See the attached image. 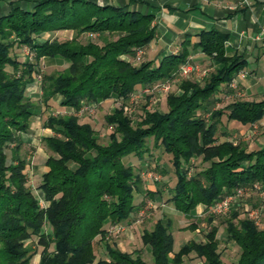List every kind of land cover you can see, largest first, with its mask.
<instances>
[{"label":"trees","instance_id":"1","mask_svg":"<svg viewBox=\"0 0 264 264\" xmlns=\"http://www.w3.org/2000/svg\"><path fill=\"white\" fill-rule=\"evenodd\" d=\"M22 2L16 0L0 15V264H30L36 253L40 254L37 264H182L191 253L200 264H264V227L240 217L234 206L224 213L227 239L240 250L232 262L222 260L215 225L204 240L189 239L174 252L171 220H157L141 234L152 262L106 240L105 224L129 222L142 205L136 204L137 195L154 196L142 186L139 172L124 161L130 154L144 159L151 153L150 142L171 157L176 182L170 188V200L185 215L193 213L197 204L207 207L238 186L254 182L264 186V143L248 150L246 142L221 140L218 134L222 116L242 125H252L264 116V100L238 98L216 106L223 90L236 92L230 84L243 65L237 57L225 56L226 35L201 31L193 44L220 63L219 70L210 71L202 81L183 79L181 92L166 96V111L143 105L140 119L134 122V112L126 107L137 105L124 102L115 107L104 116L112 131L106 143H101L93 127L80 122L76 112L107 99L125 101L138 85L143 88L170 78L187 61L189 39L182 42L177 55L164 57L154 67L152 61L135 60L136 49L155 37L151 14L97 0ZM57 30L75 35L43 39V34ZM81 34H93L96 40L89 36L81 42ZM16 45L28 46L33 60L21 62L12 56ZM42 58L67 63L61 71L41 74L43 102L59 97L60 106L72 110L49 114L43 121L50 132L43 141L52 153L45 159L46 170L38 182L46 206L40 205L31 189L28 162L21 152L22 135L30 130L34 115L26 87L40 75ZM221 132L228 137L227 130ZM195 158L208 166L189 174ZM45 223L50 226L48 233ZM98 236L107 257L95 261L93 241ZM32 237L37 238L39 252L27 243Z\"/></svg>","mask_w":264,"mask_h":264},{"label":"rangeland","instance_id":"2","mask_svg":"<svg viewBox=\"0 0 264 264\" xmlns=\"http://www.w3.org/2000/svg\"><path fill=\"white\" fill-rule=\"evenodd\" d=\"M74 35L75 32L73 31L66 32L63 30H57L51 33H45L42 35V37L64 40ZM89 36V34H81L79 35V40L81 42H85ZM90 37L93 40H96L95 36ZM27 48L28 46L26 45L20 47L16 45L11 49V54L21 62L29 59L33 60V52L26 53ZM126 57L128 58V56ZM136 63H139V61ZM196 64H198L201 69L208 71L211 69L212 62L208 58L203 62H196ZM66 66L67 63L63 60H60L59 58L55 60L42 58L38 63L40 75L44 73H51L54 71H61ZM195 76L197 77V71H194L191 75V77ZM138 86L141 87L142 85ZM137 91H139V89ZM223 91L224 92L219 94L220 101L217 103V107H222L234 99L248 98V96L244 92V89L240 86L237 87L236 92L231 94H226L225 90ZM26 94L28 93L26 92ZM29 94L28 96H30L29 98L34 103V106L36 108V112L34 111L32 121H39V124L37 128L33 129V131L30 130L31 136H34L35 139L34 144H25L24 147L22 146L21 152L28 164H30V167H34L29 168V170L26 171V174L29 184L31 185V189L35 194V187L32 186H36L37 184L36 179L38 178V176L36 175L40 174L46 157L52 153L43 141L45 131L38 130V135H35L36 133L34 134V130L42 127V122L43 120H45L47 115L65 114L72 112V110L60 106L59 97L51 98L46 103H44L42 100L41 92ZM164 97L165 95L157 98L155 94H148L141 95L138 97V99H135L131 96L125 101L122 99H107L105 101H102L98 105H85L79 111H77L76 114L79 116L80 122H87L93 127V129L97 133L99 142L106 143L108 135L112 131V127L107 125L105 122L104 116L106 114L110 113L115 107H121L122 105H124V102L125 104L128 103L129 105L134 104V106H137L135 107V109L133 106H130V108H132L130 111L134 112L132 120L135 122L138 118L140 119V116L142 114L140 108H142L143 105L148 109L152 108L153 106L159 110L166 111L167 106L166 101L163 99ZM138 109L139 113H137ZM38 117L40 119H37ZM222 123L224 128L222 127V129L219 130L218 134L222 136L221 130L226 128L231 136V139L234 141L241 140L246 142L248 145V150L256 149L258 146V142L264 139V125L249 127L250 133L248 134L249 136H247L245 134L248 131V128H243L239 123L233 121L228 122L225 116H222ZM149 147L151 148V153L146 154V157H144V159L141 160L136 155L130 154L125 157L124 161L126 163L132 164L136 173L139 172V174L141 175L142 186L144 188L151 187L155 189V191H152V194H154V196L147 195L145 193L137 195L135 202L137 204L142 203V205H138L135 211L132 213L131 223H122L124 225V228L121 231L110 233L108 232V229L114 224H105L107 230L106 240L122 251L128 253H140L144 260H146L147 262H152L148 247L145 246L141 241V232L144 229H152L157 220H171L174 252L178 251L189 239L204 240L205 233L209 231L212 225H215L217 227L216 236L219 242L218 250L221 254L222 260L227 263L235 261L239 256L240 250L233 241L227 239L225 233L224 220L227 216L226 214L228 213L220 215L212 214V217H210L211 213L207 212L206 207L201 203L197 204L194 212L189 215H185L182 212L175 210L170 200V188H172L176 182L174 168L170 160L171 157L169 154L165 153L162 148L154 149L151 142L149 144ZM206 166H208V162H202L200 158H195L192 160L189 174H193L194 172L201 170ZM155 176L157 177V179H154ZM240 200L241 205L235 207L237 208V210H239V216L248 217V213L250 211L254 212V219L257 225L260 228H263L264 197L261 196L258 190L254 188L252 190H249L248 188L244 191L243 196ZM39 202L42 206H46L47 204L42 199L39 200ZM209 219H211V223L208 222ZM192 225L195 226L194 229L192 228ZM44 230L46 233L50 231V226L48 223H45ZM36 241L37 238L32 237V239L27 240V243L30 242L32 244V248L37 249V251L39 252L41 248L35 244ZM52 248L53 246L51 245L50 250H52ZM93 248L96 256L95 261L100 258L107 257L104 242L99 239V236L94 239ZM38 256L40 258V254L36 253L32 258L30 264H36L35 262ZM200 263V259L194 253H191L188 256L184 257L182 264Z\"/></svg>","mask_w":264,"mask_h":264},{"label":"crops","instance_id":"3","mask_svg":"<svg viewBox=\"0 0 264 264\" xmlns=\"http://www.w3.org/2000/svg\"><path fill=\"white\" fill-rule=\"evenodd\" d=\"M15 1L16 0H0V15L7 13ZM97 1L100 4L129 6L130 8L154 16L153 24L155 26V37L144 46V53L142 57L143 60L146 59L147 61H152V65L154 67L157 66V64L164 57L177 55L183 46L182 42L186 39H189V42L186 44L188 53L186 62H190L196 66L194 71H197V77H191L192 73L194 72L193 71L186 78L192 80L202 81V79L210 71L219 70L221 68V64L216 62L213 58L207 56L201 50V48L193 46V44L198 40L196 34L200 33L201 31L215 30L226 35L224 44L225 56L228 58L237 57L239 61L243 62L241 69L234 75L233 78L236 89L238 86L244 89L245 94L248 96V98L244 99L264 100V34L261 32V26L264 24V0ZM63 31L68 32V30ZM188 34L191 35V37L188 38ZM208 58L212 62L210 70L207 71L201 69L199 65L196 64V62H203ZM186 78H173L172 87L170 91L165 94L163 99L166 101V96L169 93H180V83ZM140 88L141 87L138 86V89ZM26 92L28 94L41 92L40 83L36 81V78L26 87ZM35 109L36 108L34 106V111ZM37 119L40 118L38 117ZM38 124L39 121H32L31 119L30 130L33 131L34 128L38 127ZM240 125L245 129L248 128V131L245 135L249 136V127L264 125V116L262 119L252 125ZM30 130L28 133L22 135L23 147L25 144H34L35 139L34 136H31ZM38 130L45 131L43 138L50 133L48 129L44 128L43 122L42 127L34 130V134L36 133L35 135H38ZM225 130L226 129H223L221 131ZM221 138H223V140L231 139V136L228 133V137L224 136L223 134ZM263 143L264 139L258 142L257 148L263 145ZM29 168L34 167H30V164L27 163L26 171L29 170ZM45 170L46 166L44 161V165L42 166L40 174L36 175L38 176L36 179L37 184L36 186H32L35 187V196L39 200H44L43 193L38 187V182ZM146 189L151 192L155 191V189L151 187ZM128 223H131V220L129 222H123V224ZM38 259L39 256L36 258V264L38 263Z\"/></svg>","mask_w":264,"mask_h":264},{"label":"built area","instance_id":"4","mask_svg":"<svg viewBox=\"0 0 264 264\" xmlns=\"http://www.w3.org/2000/svg\"><path fill=\"white\" fill-rule=\"evenodd\" d=\"M261 32L264 34V24L261 26ZM90 36H94L93 34H89ZM26 53H30L29 48L26 49ZM144 50L143 48H137L136 49V57L135 60L139 61L142 59ZM122 58L126 60H130V58H127L126 56H122ZM196 69V66L190 62H186L179 66V68L173 72L172 76L162 82L156 83L152 86H145L142 89H139L136 93L131 94V96L135 99H138L141 95H148V94H155L157 98L164 96L167 94L171 87H172V79L175 77L179 78H186L190 73H192ZM36 81L40 83L41 81V75L36 76ZM230 86L232 88H236V85L234 84V81L231 82ZM240 94V93H238ZM155 100V99H154ZM136 101V100H134ZM137 103V102H136ZM153 107V106H152ZM126 109L130 112V106L129 108L126 107ZM154 179H157L155 176ZM256 189L259 191L262 197H264V186H262L258 182H254L251 186H239L237 187L233 192L226 194L222 198L218 199L211 205L206 207V211L211 214H224L228 212L233 206L236 207V205H241V198L243 196V193L246 189ZM253 211V210H252ZM248 217L255 220L254 212H249ZM124 228V225L122 223H117L111 226L108 229V232L110 233H116L118 231H121Z\"/></svg>","mask_w":264,"mask_h":264}]
</instances>
